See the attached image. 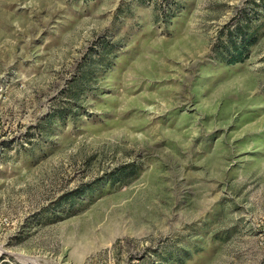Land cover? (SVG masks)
I'll use <instances>...</instances> for the list:
<instances>
[{"label": "rangeland", "instance_id": "374dc122", "mask_svg": "<svg viewBox=\"0 0 264 264\" xmlns=\"http://www.w3.org/2000/svg\"><path fill=\"white\" fill-rule=\"evenodd\" d=\"M0 264H264V0H0Z\"/></svg>", "mask_w": 264, "mask_h": 264}, {"label": "trees", "instance_id": "16d2710c", "mask_svg": "<svg viewBox=\"0 0 264 264\" xmlns=\"http://www.w3.org/2000/svg\"><path fill=\"white\" fill-rule=\"evenodd\" d=\"M236 30L238 32L239 42L231 40L232 38H230V36L232 37V32L228 31V41L231 44V48L228 49L229 57L226 62H228L229 64L240 62L244 59L243 50L244 48H246V37L244 36L242 26H236Z\"/></svg>", "mask_w": 264, "mask_h": 264}]
</instances>
